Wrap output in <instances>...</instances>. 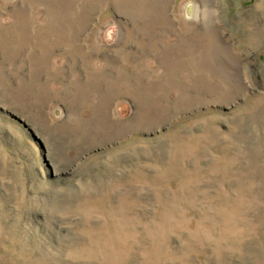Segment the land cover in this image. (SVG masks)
<instances>
[{
    "label": "rangeland",
    "instance_id": "obj_1",
    "mask_svg": "<svg viewBox=\"0 0 264 264\" xmlns=\"http://www.w3.org/2000/svg\"><path fill=\"white\" fill-rule=\"evenodd\" d=\"M62 1L0 0V264H264V0Z\"/></svg>",
    "mask_w": 264,
    "mask_h": 264
},
{
    "label": "bare ground",
    "instance_id": "obj_2",
    "mask_svg": "<svg viewBox=\"0 0 264 264\" xmlns=\"http://www.w3.org/2000/svg\"><path fill=\"white\" fill-rule=\"evenodd\" d=\"M68 5H69V1H67V0H63V1H62V7H63V8L66 9V7H68ZM173 61H174V60H173Z\"/></svg>",
    "mask_w": 264,
    "mask_h": 264
}]
</instances>
